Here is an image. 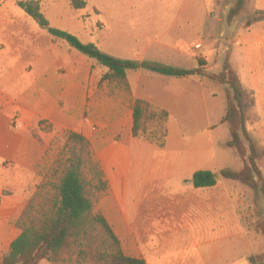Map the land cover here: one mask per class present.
Instances as JSON below:
<instances>
[{"label": "crops", "instance_id": "obj_1", "mask_svg": "<svg viewBox=\"0 0 264 264\" xmlns=\"http://www.w3.org/2000/svg\"><path fill=\"white\" fill-rule=\"evenodd\" d=\"M38 1L49 17L60 0ZM47 6L51 7L49 12L45 11ZM24 13L8 15L0 10V254L9 251L11 243L21 234L17 222L44 180L40 168L46 142L37 139L34 133L41 132L39 122L46 120L53 123L55 130L69 129L91 142L94 158L101 164L111 191L108 208L121 215V225L130 228L131 225H158L153 229L141 228L143 239L137 238L133 228L130 231L134 237L129 244L145 247L150 255L142 249L140 252L129 250L127 254L126 243L105 216L127 255L144 259L147 264L154 261L221 264V260L237 264L238 258L233 261L232 254L226 255L228 252L218 247L208 254L202 253L200 259L188 255L187 249L189 243L209 235H216L218 240L224 235L225 239L232 240L244 232L237 212L238 192L232 180L221 179L222 170H233L232 164L236 163L242 169L243 161L238 154L222 149L231 133L228 136L222 129L226 124L222 119L227 105L217 112L215 109L218 104L215 83L201 76L180 78L158 74L153 75L152 82L137 83L128 74L130 89L125 94L129 102L121 98L114 101L101 94V79L92 72L94 61L71 47L67 49L53 41L45 44V30ZM182 13L137 9L114 13L113 20L132 30L131 40L141 44V48H131L130 38L125 39L126 48L135 52L134 57L176 65L195 57L192 48L188 51L182 48L178 38ZM148 50L152 51V57L137 53ZM136 98L169 112L164 147L133 136ZM15 111H19L23 125L21 137H15L10 122ZM89 119L111 120V130L95 133ZM116 133L122 134L121 140L114 141L110 136ZM201 170L214 172L218 183L213 187L195 188L191 180ZM118 192L127 194V206L119 204ZM132 193L138 198L137 203L132 202ZM145 206L148 210L176 209L183 217L176 221L175 227L167 228L169 225L163 226L152 213L144 216ZM207 212L211 218L206 217ZM149 234L157 236V246ZM249 264H258L252 235H249Z\"/></svg>", "mask_w": 264, "mask_h": 264}, {"label": "rangeland", "instance_id": "obj_2", "mask_svg": "<svg viewBox=\"0 0 264 264\" xmlns=\"http://www.w3.org/2000/svg\"><path fill=\"white\" fill-rule=\"evenodd\" d=\"M16 1L17 0H0V10L8 15L23 14L24 11L17 6ZM236 3L237 0H88L86 9L75 11L71 8L69 0H60L54 9L52 8L54 11L53 15L50 13L51 16L48 15L49 17H47V14H44L52 26L69 31L85 43L94 42L103 51L114 56L143 61L147 59L134 57L135 52L132 51V49L126 48V38H130L131 43H129L128 46L131 48H141V44L137 42L134 43L131 40L133 37L132 30L128 29L123 23H117V21L113 20L114 13L119 11L129 12L137 9L169 10L172 12L182 11L183 13L179 18V26L177 25L179 27L177 29L179 30L178 38L182 48H185L187 51L192 48L191 52L195 57L185 59L180 64L177 63L173 66L194 68L198 66V59L204 57L208 60V67L203 69L208 73H213L220 72L224 62L229 60V63L237 72L244 88L255 97V106L247 111L249 122L246 125V135L241 133L240 137L245 147L244 153L246 157L250 155L249 139L255 145L256 156L259 155L261 157L258 164L262 174L261 178L256 177L260 185L262 183L264 184V0H244V5L239 15L230 22L228 15ZM46 8L45 11L48 10V12L51 9L50 6ZM31 21L33 20L31 19ZM33 23L40 27L36 21H33ZM127 31L129 33H127ZM45 33V44L48 45L53 41V43L64 48L68 49V47H70L65 41L53 38L46 30ZM137 35L140 36L139 34ZM74 50L96 63L92 67V72L101 79L99 83L101 94L110 96L114 101L121 98L125 100V102H129V96L125 94L127 90H125L124 87L116 83L102 81V77L107 71L104 67L99 66L95 59L84 55L76 49ZM137 53H145L152 57V55H150L152 51L150 50L138 51ZM195 61L196 65L194 66L193 63ZM153 75L155 74L143 69L129 72L130 79L137 83L142 81L152 82ZM204 78L207 81H212L216 85L214 90H216L218 95V99H216V104H218L215 106L217 112L228 103V88L217 81L206 77ZM19 116V111H15L14 118L10 121L14 128L15 137L22 136L23 125ZM85 117L86 114L84 115V118ZM105 119L97 121L89 119V123L93 122L90 126L92 131L95 133H102V131L109 133L111 130V120L105 122ZM39 129L42 133L35 132L34 136L46 142L45 158L40 168L44 178L40 184V186H42L45 182H49V180L52 179L55 163L64 155V146L66 144V137L69 129L55 130L53 123L50 121H47L44 126H39ZM222 129H224L223 131H227L228 136L230 135L229 124H224ZM110 136H113L114 141H119L122 138V134L120 133L110 134ZM230 140L231 136L229 141ZM222 149L223 151L239 155L236 148L229 147L227 143L225 145L223 144ZM232 168L234 171H238L241 169V164H232ZM87 173L89 178L87 186L88 192L89 195L95 199L98 197V192L96 190L97 181L92 179V173L90 171H87ZM221 179H224L222 175ZM231 183L238 192L237 212L244 230L242 236L232 240L225 239L224 235L221 240H218L216 235H209L204 239H196V241L189 243L187 247L188 255L200 259L202 253L208 254L213 248L218 247L221 248L223 252H228L226 255L232 254L233 261L238 258L237 264H249V235H252L255 256L257 259H264V234L255 228L256 225L264 219V196L259 192L257 187H251L240 181L234 180H232ZM108 190V193L106 192L98 200H94L96 211L103 213L106 217L108 216V220L113 225L114 229L120 233V237L126 243H124L126 253H129V250L132 252H140L142 249L143 252L150 255V252H148L145 247L139 248V246L135 247L133 244H129L130 239L134 237V235H130V231L133 228L136 231L137 238L143 239L144 230L141 228L153 229L157 228L158 225H153L152 227L131 225L132 228H130V226L121 225L119 223L122 220L119 219L121 215L117 212H110L108 208V201L109 198H111L109 185ZM49 191V189H37L32 195L30 202L34 203L35 210L44 202L43 198ZM131 198L132 202L135 201L137 203L139 201L133 193ZM126 199V193H117V200L121 206H127ZM147 212L152 213L153 218L165 224L163 226L169 225L167 228L175 227L174 225L178 223L176 221L183 217L176 209L158 210L152 208L148 210L146 206L143 207L144 216L147 215ZM109 213L113 215L111 216ZM33 214H35V211ZM211 216L212 215L207 212L206 217L211 218ZM163 226L160 224V227ZM17 227L22 232L19 222H17ZM150 233L153 234L152 232ZM148 237L153 241L155 246L158 245V241H156L157 236H151L149 234ZM8 252L9 251H6L0 254V264H2L4 255ZM154 262V264H158L156 261ZM39 264L71 263H51L47 260H43ZM221 264L226 263L224 260H221Z\"/></svg>", "mask_w": 264, "mask_h": 264}, {"label": "trees", "instance_id": "obj_3", "mask_svg": "<svg viewBox=\"0 0 264 264\" xmlns=\"http://www.w3.org/2000/svg\"><path fill=\"white\" fill-rule=\"evenodd\" d=\"M73 10H84L88 0H69ZM16 4L53 38L65 41L70 47L97 61L107 71L102 81L116 83L129 91L128 74L130 71L147 70L167 77L203 76L227 86L228 103L223 123L230 126L231 140L229 147L238 151L243 161L239 171L224 169L221 175L225 179L240 181L251 187H257L264 196V184L256 156L255 145L249 139L250 155L246 157L240 134L246 135L249 122L248 109L256 104L254 95L247 91L229 60L225 61L220 72L208 73L206 58H199L198 66L181 68L149 60L124 59L103 51L96 43L81 41L76 35L51 25L41 9L38 0H17ZM244 0H237L228 15L231 22L236 18ZM250 24V23H249ZM41 120L39 126H44ZM169 112L152 105L150 102L136 98L133 105V136L143 138L161 147L168 137ZM63 157L55 163L52 179L39 186L50 190L43 198L38 209L29 203L19 219L22 232L11 243L9 252L4 255L2 264H39L43 260L51 263L71 264H147L146 260L129 256L113 227L101 212L96 211L95 201L108 190L104 171L95 160L91 142L82 134L68 131ZM96 182L98 197L95 199L88 192V173ZM192 183L195 188L213 187L218 183L217 176L210 170L194 173ZM35 211V214L33 212ZM256 230L264 234V219L256 225ZM263 256V255H262ZM264 264V259H257Z\"/></svg>", "mask_w": 264, "mask_h": 264}]
</instances>
